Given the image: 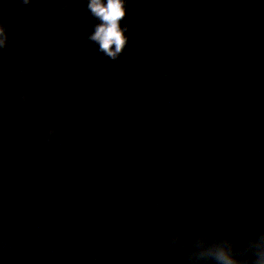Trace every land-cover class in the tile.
Here are the masks:
<instances>
[{
  "label": "water",
  "instance_id": "obj_1",
  "mask_svg": "<svg viewBox=\"0 0 264 264\" xmlns=\"http://www.w3.org/2000/svg\"><path fill=\"white\" fill-rule=\"evenodd\" d=\"M127 8L0 0V264H264V0Z\"/></svg>",
  "mask_w": 264,
  "mask_h": 264
},
{
  "label": "clouds",
  "instance_id": "obj_2",
  "mask_svg": "<svg viewBox=\"0 0 264 264\" xmlns=\"http://www.w3.org/2000/svg\"><path fill=\"white\" fill-rule=\"evenodd\" d=\"M127 5L128 0H87V9L97 21L88 39L112 60H116L128 44V36L125 35L128 28L121 27V22L127 17ZM7 40V31L0 25V48L6 47ZM21 101L27 102V97L21 95Z\"/></svg>",
  "mask_w": 264,
  "mask_h": 264
}]
</instances>
